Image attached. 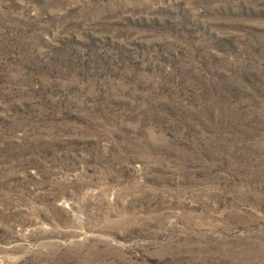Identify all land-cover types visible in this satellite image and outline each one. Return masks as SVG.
I'll use <instances>...</instances> for the list:
<instances>
[{
    "label": "rangeland",
    "instance_id": "374dc122",
    "mask_svg": "<svg viewBox=\"0 0 264 264\" xmlns=\"http://www.w3.org/2000/svg\"><path fill=\"white\" fill-rule=\"evenodd\" d=\"M0 264H264V0H0Z\"/></svg>",
    "mask_w": 264,
    "mask_h": 264
}]
</instances>
